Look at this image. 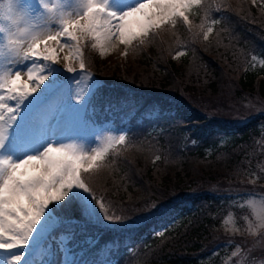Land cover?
I'll use <instances>...</instances> for the list:
<instances>
[{"label": "trees", "instance_id": "trees-1", "mask_svg": "<svg viewBox=\"0 0 264 264\" xmlns=\"http://www.w3.org/2000/svg\"><path fill=\"white\" fill-rule=\"evenodd\" d=\"M186 15L187 23L178 17L134 43L123 63L116 56L108 65L96 51H85V64L103 82L92 96L95 114L134 109L133 129L140 132L116 160L107 158L98 172L84 175L128 228L84 223L81 212L79 225L56 230L55 237L74 241L98 237L88 264H97L104 247L135 256L133 264H202L217 247L213 235L226 207L208 209L210 192L235 181L240 162L246 167L255 149L259 118L234 126L225 112L245 97L264 99V71L251 69L253 57L264 56V0H203ZM222 136L231 146L209 157L207 148ZM163 200L169 203L158 206ZM151 205L158 206L153 213L143 210Z\"/></svg>", "mask_w": 264, "mask_h": 264}, {"label": "snow or ice", "instance_id": "snow-or-ice-1", "mask_svg": "<svg viewBox=\"0 0 264 264\" xmlns=\"http://www.w3.org/2000/svg\"><path fill=\"white\" fill-rule=\"evenodd\" d=\"M200 3L201 0H139L134 6L117 11L110 0H81L79 11L71 13L59 11L48 0H39L43 13L33 16L28 0H9L7 18L12 19L13 23L21 19L26 24L30 20L36 23L30 25L32 32L21 30V34L30 36L27 43L13 39L12 34L7 40L10 59L5 65H22L31 61L32 66L16 71L7 66L0 69L4 72L0 91L5 93L0 95V150L7 147L9 130L18 119L21 105L48 79V75L34 74L37 61L46 62L47 67L63 62L64 70L75 73L77 69L68 63L73 58L71 50L77 49L82 56L81 42L89 36L96 41L93 48H114L115 42L125 46L136 40L143 43L150 33L162 25H174L178 17L187 23L189 5ZM53 21L59 25L58 29L49 27ZM211 23L214 25L218 21L212 20ZM212 31L213 28L209 26L203 38L207 40ZM65 50L68 52L61 58L60 53ZM79 70L81 73L86 70L83 59L79 61ZM41 71L44 73L45 68ZM82 98L75 97L78 102ZM8 101H14V104ZM47 129L50 134L58 131L54 114L47 117ZM59 134L68 135L66 132ZM124 141L125 136L120 135L118 143ZM107 151L108 147L93 146L85 150L75 144H57L52 140L41 151L20 160L0 156V250L24 248L38 225L43 231H48L53 218L57 216L66 226H77L81 212L92 216L94 207L104 213L105 221L113 224L123 222L121 216L107 213L103 199L97 197L95 190L81 175L82 172H98ZM77 201H80L79 207ZM261 223L264 226V219ZM23 258V253L15 255L8 264H20Z\"/></svg>", "mask_w": 264, "mask_h": 264}, {"label": "rangeland", "instance_id": "rangeland-1", "mask_svg": "<svg viewBox=\"0 0 264 264\" xmlns=\"http://www.w3.org/2000/svg\"><path fill=\"white\" fill-rule=\"evenodd\" d=\"M35 1L37 2L36 5H34ZM48 2L54 4L59 11L74 13L79 11L81 0H48ZM138 2L139 0H110L111 6L117 11H123L134 6ZM202 2L203 0H201V3ZM8 3L9 0H3V5L2 7L0 6V10H2V17L0 19V69L7 66L11 67L13 71L23 70L22 67H25L26 69L28 66H32L31 61H26L22 65H5L6 61L10 59L7 40L9 35L12 34L13 39L18 40L21 43H27L30 40V36L27 34H21V30L27 29L28 32H32L33 28L30 27V25L36 22L30 20L29 23L26 24L24 20L21 19L16 23H13L12 19L7 18ZM28 5L33 10V16L43 13V9L39 7V0H28ZM195 5L199 4L189 5L188 11ZM44 18L46 19L47 17L45 16ZM49 27L58 29L59 25L53 21L49 24ZM210 34L211 33L208 35ZM86 39L82 41L80 45L83 54L86 49L96 51L101 57V60L106 61L108 65L114 63L116 56L120 57L116 59V61L118 63H123L126 59V53L131 45L140 41H133L132 44L127 46L115 42L116 47L101 49L99 46L95 48L92 47L93 43H96L93 37L89 36ZM63 55L65 54L60 53L61 58ZM71 55L73 58L68 63L77 69V72L75 73H70L64 70L63 62L60 65H50L49 67H47L48 65L46 62H36V65L33 68L34 74L37 76L41 74L48 75V79L43 85H41L40 89L35 94L30 96L24 104L21 105V111L18 116L25 114L24 117L26 118H34L36 116L38 117L42 111L44 112L48 108H53V111H55L58 106L55 105V99L60 95V92H62L64 88L73 81H79L81 84H83L84 80L90 81L89 85H91L90 89H92L91 94L94 89L100 85L97 77L86 64L85 72H80L79 61L80 59H83V55L81 56L75 48L71 50ZM254 57L255 59H252L251 61V69L258 73H263L264 56L256 55ZM42 68H45L44 73L41 71ZM142 69L145 70V68ZM3 76L4 72L0 71V80L3 79ZM91 81L94 83H91ZM89 92L90 91L87 93ZM3 94L5 93L0 91V95ZM8 103L14 104V101H8ZM228 106L229 107L225 112L229 119V122L227 123L233 124L234 126H242L248 124L255 118H259L256 127V137L253 138L251 142V145L255 146V149L250 150V155L247 156L246 159V167L240 162L237 179L235 181L231 182L229 186H224L221 183L213 186L209 195L211 203L209 204L208 209L220 210L219 208L224 206L226 209L225 212L223 211L222 213L220 226L216 229L213 235L212 241H214V246L217 247L211 254H206L200 259L202 264H264V226H262L261 223L262 219H264V120L260 118L261 116L264 117V99L261 97H245L244 103L242 101L234 111L233 108L235 106H233V108L231 105ZM86 112L87 105H84L78 120L76 146L78 148L82 147L85 150L93 146L108 147L104 159L109 158L110 150L119 144V136L124 135L125 131L114 126L113 120L115 117L101 119L99 126L92 121L86 122L88 119L83 120V118L88 117L85 116ZM231 143V138L222 136L207 148V155L209 157L212 155H219V153L222 152V149H225ZM104 159L100 162L102 166L105 164ZM81 174L84 176L90 173L86 174L82 172ZM95 193L98 198H102L105 202L107 213L117 216L116 212L109 207V201H106L104 193L100 194L97 191H95ZM78 203L80 205V201H78ZM161 203L162 205H157L164 207L169 201L163 200ZM157 205H155V207L151 205L143 210L153 213L154 209L158 207ZM213 205L215 209L212 208ZM195 207L197 206L195 205ZM83 215L85 221L90 224H102V226L112 227L114 229L128 228L126 227L128 226V223H124V220L123 222H116L114 224L105 221L103 219L104 213L100 212V210L95 207L92 216H87L84 213ZM215 218L216 217L213 219ZM59 224H64L62 219L58 220L57 217H54L52 227H50L48 231H43L38 225L37 227L40 230L42 238L32 239L33 241L30 240L29 244L24 248L14 249L12 257L21 253L25 254L26 248H30L26 256L22 259L21 264H48V261L52 258L51 252L54 245L57 253L60 252L59 255H61L59 264H83L85 261L80 259L82 252H77V250L82 245H91L93 239L90 238L85 242L79 241L80 243L77 244L78 241H73L74 237L69 238L66 235L55 237L57 234L56 229L59 228ZM178 225V223L173 224L171 228L173 229ZM163 236L164 235H161V237ZM98 252L97 264H119L120 260L123 258L120 257L119 260L118 256L113 257L115 251L108 253L104 250H100ZM76 253L78 255H76ZM90 254L91 252H88V255ZM132 257L133 256L131 255L128 256L131 260V264H133L134 259Z\"/></svg>", "mask_w": 264, "mask_h": 264}, {"label": "bare ground", "instance_id": "bare-ground-1", "mask_svg": "<svg viewBox=\"0 0 264 264\" xmlns=\"http://www.w3.org/2000/svg\"><path fill=\"white\" fill-rule=\"evenodd\" d=\"M67 52L68 50H65L62 54H67ZM22 69L25 70V67H22ZM89 82L84 80L81 84L79 81H73L67 85L54 101L55 105H58L55 111H53V108H48L44 112L42 111L36 120L34 118L17 120L9 131L6 149L0 150V156L7 155L15 160H20L28 154L41 151L52 140H55L57 144L71 143L76 145L75 135L78 129L79 115L87 102L90 93L87 92L91 91ZM91 83L94 82L91 81ZM76 96L83 98L78 102L75 99ZM50 114H54L55 122L58 125V131L54 134H50L47 129V117ZM60 132H66L68 135H60ZM37 238H42L38 227L31 240ZM29 249L26 248L24 256H26ZM13 252L14 249L10 251L0 250V264H8ZM21 262L22 260L20 264Z\"/></svg>", "mask_w": 264, "mask_h": 264}]
</instances>
